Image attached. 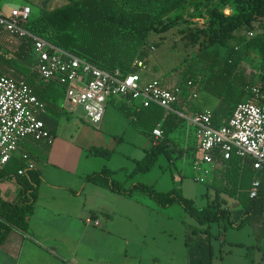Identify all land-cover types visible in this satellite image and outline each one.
Segmentation results:
<instances>
[{"label":"trees","instance_id":"trees-1","mask_svg":"<svg viewBox=\"0 0 264 264\" xmlns=\"http://www.w3.org/2000/svg\"><path fill=\"white\" fill-rule=\"evenodd\" d=\"M194 1L201 5L198 0H69L62 6L45 9L31 17L25 28L100 69L128 74L135 70V60L143 61L146 66L150 49L161 45L162 42H154L155 35L165 34L182 23L183 29L177 30V35L186 45H198L197 59L183 68L174 85L187 92L186 84L191 81L197 92L196 97L185 99L176 108L182 113L210 111L212 125L218 128L227 122L238 103L251 98L250 87L255 84L241 66L249 55L247 49L256 50L264 63V0H218L215 6H208L205 2L203 7L207 6L208 15L200 27L189 20L188 14L171 18L173 13H179L178 10ZM225 9L230 13L226 14ZM245 31L253 35L247 37ZM219 48L225 51L221 52ZM17 61L33 68V41L4 33L0 42V73H3V64L16 66ZM23 80L34 88L36 96L45 103V110L63 112V93L55 84L41 81L33 71L28 72ZM259 81L264 94V70ZM167 84L162 80L163 86ZM129 105L135 110L134 114L129 112L132 110ZM117 106L126 116L135 115L133 122L145 135H151L158 125L162 131V138L136 163L133 174L150 171L160 155L170 157L175 149H169L168 136L182 122L181 116L155 105L147 108L135 106L129 100L119 102ZM91 151L104 159L113 154V151L102 148H91ZM19 170H24V174L18 175ZM213 171L212 183L207 185L205 195L209 190L214 195L204 207H197L193 200L175 189L160 193L141 183L125 188L106 167L86 175L84 182L128 197L140 192L161 209L178 203L186 215L204 227L200 233H209L214 223L235 229L250 225L259 246L264 240V169H254L250 159L232 156L224 160L218 153ZM3 179L14 180L19 190L14 202L0 198V244L7 240L13 229L23 233L28 231L42 176L39 169H26L21 158H12L0 170V180ZM255 180L259 181L258 193L251 198L249 191ZM223 194L235 198L244 210L238 223L233 222L229 210L224 207Z\"/></svg>","mask_w":264,"mask_h":264},{"label":"crops","instance_id":"crops-1","mask_svg":"<svg viewBox=\"0 0 264 264\" xmlns=\"http://www.w3.org/2000/svg\"><path fill=\"white\" fill-rule=\"evenodd\" d=\"M24 1H33V4L37 5L43 3L44 8H49L54 4L59 7L61 2L67 0H23L22 4L15 6H29ZM41 11L34 10L35 15ZM8 13V10L0 9L1 15H8ZM16 64V66L9 63L3 64L1 70L7 75L23 80L24 76L32 69L18 61ZM185 99L186 96L180 102H185ZM131 108L132 110L129 112L134 114L135 110L133 107ZM189 111L191 116L195 114V110ZM62 113L64 111L59 112L56 109L45 110L41 116L44 123L51 129L54 138L52 146L47 147L31 140H25L20 146V149L35 162L36 169L40 170L42 181L37 189V198L29 218L28 231L26 233L17 229L11 231L7 240L0 244V264H116L112 263V260L115 259V250L121 257L124 256L119 264H142L143 261L147 264H158L159 254L152 245L153 236L157 233L151 228V218H148V223H146V227L147 224L148 227L145 229L144 237L138 242L135 241L136 236H133V240L132 237H125L128 227L126 221L127 218H130L131 213L135 214L136 211H143L141 213L145 214L146 218L147 214L148 217H151L152 213L160 215L162 210L159 207L153 208V206L147 205L146 200L117 194L106 188L84 182L86 175L98 172L103 167L114 172L113 178L116 181H119L118 179L127 180V177L137 175L133 174L136 163L141 161L158 141L154 140L152 134L147 136L142 133L143 137L136 135L137 144L128 143L124 135L118 136L116 132L110 131L108 120H106L107 110L98 128L89 126L81 118L82 130L76 134L70 133L67 137H63L58 134V126L55 125L57 117ZM132 118L135 119V115ZM92 129L96 132H93ZM172 140L171 138L170 142L167 143L169 147L174 143ZM182 144L186 150L195 147L194 152L198 151L197 142L192 132L190 136H186ZM91 148L113 151L108 159L103 158L105 161L102 160L101 166L99 165L101 169L94 168L91 164H84L85 160L91 161L95 157L102 158L95 155ZM183 153V149H180L179 155H184ZM213 172L212 170L207 185L212 183ZM8 180H0V198L7 202H14L19 188L14 180L11 179L12 183ZM208 194H210L208 200L210 201L214 195L213 191L209 190L205 196ZM221 197L233 222L238 223L244 213L239 202L224 194ZM89 217L96 224H87L85 220ZM181 218L183 219V217ZM181 223L183 224V222ZM214 224L217 227L216 236L223 239V243L228 244L231 248L236 247L243 250L249 247L262 249L261 245L264 247V240L258 246L250 225H244L249 228V233L253 239V243L250 241L247 245L244 241H235L236 239L227 241L226 237L222 235L226 234L229 227L224 228L225 224L223 223ZM211 226L207 234L199 232L200 229L204 228L203 226L195 228L193 231L189 230L192 239H198L200 236L207 241L208 235L212 237ZM168 228L166 230L170 232L171 230ZM159 230L157 229L158 233L164 229ZM146 234L150 236L149 241L152 243L150 246H147ZM206 247L209 259H211L213 252L211 240L207 241ZM112 252V260L108 256L105 257L106 259L101 258V253L108 255ZM196 264H203V261L199 259Z\"/></svg>","mask_w":264,"mask_h":264},{"label":"built area","instance_id":"built-area-1","mask_svg":"<svg viewBox=\"0 0 264 264\" xmlns=\"http://www.w3.org/2000/svg\"><path fill=\"white\" fill-rule=\"evenodd\" d=\"M30 18L31 7L26 5L11 10L8 15L0 14V42L4 33L17 39L30 38L35 57L32 71L41 81L51 82L62 91L63 109L71 112L80 108L83 120L93 128L100 126L109 100H129L144 108L155 105L183 117L177 104L185 96L186 99L196 97L197 88L191 81L186 84L187 92L174 84L163 86L161 80L141 85L146 66L140 60L134 61L135 70L128 74L100 69L31 34L25 28ZM250 96L249 101L238 103L231 117L218 128L212 125L210 111L188 118L200 151L192 166L195 181L208 183L218 153L224 160L232 156L250 159L254 169H264V94L259 84L250 87ZM44 111L45 103L30 84L0 73V170L12 158H21L26 169H36L35 162L20 146L25 140L52 146L51 129L41 118ZM152 136L156 142L162 138L159 126L152 131ZM23 174L24 170L18 171V175ZM258 186L259 181L255 180L249 191L251 198L257 196ZM85 222L95 223L90 217Z\"/></svg>","mask_w":264,"mask_h":264},{"label":"rangeland","instance_id":"rangeland-1","mask_svg":"<svg viewBox=\"0 0 264 264\" xmlns=\"http://www.w3.org/2000/svg\"><path fill=\"white\" fill-rule=\"evenodd\" d=\"M68 1L69 0L61 2L60 6L66 4ZM198 1L201 5H203H198L197 1L189 3L181 10H178L179 13H173L171 18H174L177 15L188 14L189 20L193 21V23L200 27L202 23L206 22L208 15L207 6L203 7L204 3L207 2L208 6L210 4L215 6L217 5L218 0ZM22 3L23 0H0V9L8 10L10 13L13 8L15 9L20 7L18 5L15 6L16 4ZM24 3L31 7V17L36 16L34 10L43 11L45 9L50 10L58 7L57 4H54L52 7L50 6L51 8H44L42 5L43 3L41 5H37L33 4V1H24ZM221 8L222 7H220V9ZM227 10L228 9H225V12ZM183 26L184 25L180 23L178 28L172 29L165 34L155 35L153 37L154 42L162 43L159 47L150 49L146 68L141 75V85H144L152 80H163L169 83V85H173L178 81V74L183 70V68L188 66L190 61H196L198 45H186L181 39V36L177 35V30L183 29ZM191 26L194 27L195 25ZM244 33L246 34V31ZM247 41L248 40L245 42ZM219 49L221 52L225 51L224 48ZM247 51L249 55L243 60L241 66L245 71V75L253 79V84L261 85L259 75L264 70V63L260 61L256 50L249 47ZM116 100H120V98L109 100L106 109V120H108L110 131L114 133L116 132L118 136L124 135L128 143L135 145L137 144L136 135L138 134L142 137L144 135H142V132H140L136 124L133 122L134 118L126 116V114L118 108L117 104L119 102ZM63 111L64 113L58 116L55 121V125L58 126V134L63 137H67L70 133L76 134L78 131L82 130V123L80 120L84 116L83 111L80 108H75L71 112L66 109ZM191 115L190 111H184L182 122L168 136V138H172V142H174L169 149H175L170 153V157L161 155L152 169L147 173H138L130 178L127 177V180L118 179L120 181L118 182L125 188H129L134 183H146V185L152 186L160 193H167L170 190L175 189L180 192L182 196L192 199L196 203V206L202 207L206 205L207 201L210 199V194L205 196L207 183L195 181V172L192 168L194 156H196V154L198 156L200 151L198 150L194 152L195 147H192L190 150H186L185 146L182 144L187 135L190 136L191 132L194 135V130L188 121V118H190ZM92 130L93 132H96L94 129ZM180 149H183L184 155H179ZM92 160H85L84 164H91L94 168H100L101 162H103L102 160L104 159L95 157V161ZM8 181L12 183L11 179ZM132 196L138 200L139 198L141 200H146L147 205L153 206V208H158L152 199L140 192H136ZM161 210L162 213L160 215L152 213L151 217H148L149 215L147 214V219L145 218V214L141 213L143 211H136L135 214L131 213L130 218H127L126 221L128 227L126 228L127 236H125L130 238L132 237V240L133 236H136L135 241L137 242L138 240H141L144 237L145 229L148 227V224L146 227L148 218H151V228L156 230L157 235L153 236L152 244L149 241L150 236L146 234V243L147 246L152 244L154 245L153 247L156 248L157 253L159 254L158 264H196L199 259L203 261V264H264L263 245H261L262 249H257L256 247H249L243 250L236 247L231 248L228 244L223 243V239L216 236V224L211 226L212 237L208 235V240H211L213 247L212 257L209 259L208 249L206 247L208 240L205 241L200 236H198V239H192L191 237L192 234L190 231L201 227V225L193 218L186 215L183 208L178 203H174L168 208H163ZM181 222H183V224ZM167 227L171 230L170 232L166 230ZM241 228L235 229L229 227L227 228L228 230L226 234L224 233L222 236L226 237L227 241L236 239L235 241H244L247 245H249L250 241L253 243L252 236L249 233V228L247 226H242ZM157 229L164 230L158 233ZM114 253L115 259L113 260L111 259L113 252L108 255L101 253V258L106 259L105 257L108 256V258L112 260V263H121L124 256L121 257L116 250ZM142 264L147 263L143 261Z\"/></svg>","mask_w":264,"mask_h":264},{"label":"water","instance_id":"water-1","mask_svg":"<svg viewBox=\"0 0 264 264\" xmlns=\"http://www.w3.org/2000/svg\"><path fill=\"white\" fill-rule=\"evenodd\" d=\"M225 13H226V14H229L230 12H229V10H227Z\"/></svg>","mask_w":264,"mask_h":264}]
</instances>
